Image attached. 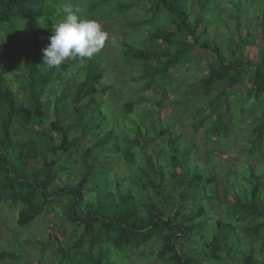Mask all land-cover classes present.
<instances>
[{"label": "trees", "instance_id": "obj_1", "mask_svg": "<svg viewBox=\"0 0 264 264\" xmlns=\"http://www.w3.org/2000/svg\"><path fill=\"white\" fill-rule=\"evenodd\" d=\"M54 1L0 0V33L7 32V28L15 33L19 26L26 27L41 22V29L32 34L33 51L28 53L35 59L41 49L35 33L45 32L43 38H48L57 17L64 15L61 9L57 13L50 6ZM139 1L149 5L144 11L147 15L132 25L124 20L122 29L146 27L158 15H164L169 27L174 28V31L168 27L147 33L153 45L165 46L162 54L146 52L126 43L119 44L125 48V66H129L130 71L135 70L138 73L137 79L143 82L140 92L156 87L157 79L162 81L171 69L188 61L191 51L197 48L212 54V61L205 66L207 76L198 82L199 88L206 94L215 93L228 99L245 75L238 51L228 46L230 58L227 60L217 45L208 40L200 42L202 35H198L196 30L200 20L193 24L189 21L188 4L191 0ZM193 1L199 11L205 10L212 2ZM111 2L116 0H98L88 6L87 11L92 13L96 8H103ZM115 10L118 14H124L128 7L116 5ZM258 27L264 38V23ZM182 32L186 33L185 38L190 39L191 44L178 40V35ZM244 45L245 41L241 39V46ZM8 46L9 43L0 39V61L3 47ZM111 46L107 44L106 48ZM98 57L100 55L97 51L92 59L76 57L71 59L70 64L63 62L57 67L49 68L44 65L37 66L33 61L26 62L21 55L20 60L27 69L26 81L20 85V91L25 93V105L18 101L6 79L0 75V203L8 202L13 207L20 206L16 225L22 228L41 215L52 213L53 197L57 196L65 200L62 215L70 222L76 236L64 246L53 244V264H114L111 259L117 253H137L141 249L147 251L151 243H159L155 251L159 264H263L254 250L258 243L264 247V207H260L258 203L262 176H256L251 167H248L247 176L242 178L244 185L238 186L236 192L226 195L224 200L219 198L220 201H217L224 207L227 221L212 220L211 235L203 243L202 250L207 261L201 262L191 254H183L176 249V239L188 243L197 227L196 219L203 215L204 210L198 205L197 193L203 176L196 169L190 173L186 171L188 158L183 160L185 162L177 163L178 149L174 144L180 136L176 139L169 137L166 142L172 153V167L168 174L163 173V167L158 164L157 158L152 162L142 145L149 137L156 141L168 133L171 136L169 129H156L154 125L150 129L147 125L139 126V129L136 126L133 133L129 129L130 137L127 138L123 134L119 136L120 132L127 133L125 127L120 128L119 125L116 128L115 124H109V131L102 136V126L86 122L89 112L97 110L103 114V122L109 123L100 100L106 90L100 91V103L96 97V85L102 79ZM7 58L9 56L6 55L5 59ZM251 61H246L248 68L252 66ZM84 63L85 65L80 66ZM79 71L83 72L82 76L74 80ZM249 79L252 88L248 98L260 102L264 99V63L250 72ZM111 89L108 86V90ZM138 92L139 90L134 91L133 95L136 97ZM50 93L53 94L51 99ZM162 95L164 99L165 95ZM162 99L153 103L142 98H137V101L141 100L151 108L156 107L154 111L158 114L161 111L158 106L162 110L166 108ZM67 104L71 106L70 111ZM187 104L188 101L183 102L184 106ZM133 105L131 100L124 104L123 110L127 115ZM50 109L54 121L45 124L43 120ZM160 118L159 123L162 121V117ZM259 118L264 121V112ZM125 119L128 118H123L122 126L134 124ZM203 121L197 120L194 130L200 129ZM146 127L151 130L152 136H149ZM75 129L81 131V138H70L69 133ZM228 129L221 120H214L205 135L215 140L226 138ZM252 133L255 141L260 142L264 133V122L259 121ZM81 139L86 140L89 146L80 148ZM137 150L141 152L138 156H142L143 165L130 177L129 183L138 192L134 196L130 192L115 195L109 186V175L116 170V163L122 158L132 164ZM159 155L156 154L157 157ZM183 155H187V152ZM61 157L63 161L59 160ZM109 159L112 160L108 162ZM100 160L104 161L101 166L96 164ZM35 161H40L39 169L31 166L30 163ZM59 176L63 178V182L57 186ZM165 180L176 187L175 195L173 189L171 192L160 189L165 186ZM117 183L115 180V185ZM142 193L148 198L147 203L138 201ZM190 201L197 204L194 213L186 209ZM167 211L170 215L166 214ZM230 219L241 225L234 226ZM233 233L238 236L239 243L234 247L228 245ZM16 258L17 256L10 253H0V261H14ZM122 260L126 263L128 259Z\"/></svg>", "mask_w": 264, "mask_h": 264}, {"label": "rangeland", "instance_id": "obj_2", "mask_svg": "<svg viewBox=\"0 0 264 264\" xmlns=\"http://www.w3.org/2000/svg\"><path fill=\"white\" fill-rule=\"evenodd\" d=\"M97 1L55 0L54 3L50 4L56 11L59 9L63 11L66 5L79 7L84 18L98 21L108 34V39L103 47L98 50L100 57L97 61H99L102 79L96 85L98 92L96 97L97 102L100 103L99 99L102 96L100 91L106 90L100 100H102L103 110H105V116L109 123L103 122V114L98 113L97 110L89 112L86 122L102 126V136L109 131V124H115L116 128H119V125L120 128L125 127L127 133L120 132L119 136L121 137L123 134V137L127 138L130 137L129 129L133 133L136 126L147 125L150 129V126L154 125L156 129H169L171 136L168 133L165 137H161L156 141L149 137L147 142L142 145L146 148V153L153 163L156 158L158 159L157 162L163 167L164 174H168L167 172H170L172 167L170 162L172 153L167 148V139L169 137L170 139H176L180 136L174 144V147L178 149L177 163L185 162L183 160L188 158L186 171L190 173L196 169L203 176L197 193L199 195L198 205L204 211L203 215L195 221L197 227L191 240L188 243H182L177 238L175 244L180 253L191 254L199 261L205 262L207 260L202 251L203 243L210 238L212 220L227 221L224 207L218 204L217 201H220L219 198L224 200L226 195L235 193L238 186L244 185L242 178L247 176L248 167L253 169L256 176H262V187L258 203L260 207H264V133L260 142L255 141V135L252 133L259 121L264 122L259 118L261 113L264 112V99L255 102L248 98V93L252 88L249 79L250 72L256 70L257 67H261L264 63V38L258 27L264 23L262 20L264 18V0H212L211 4L203 11L197 9L193 0L188 4L189 21L192 24L196 20L201 22L196 28L197 34L202 35L200 42L208 40L214 43L222 50L223 56L227 60L230 58L227 47L231 46L232 49L238 51V55L242 58V69L245 70V75L228 99L219 97L215 93L206 94L199 88L198 82L207 76L205 66L212 61V54L197 48L191 51L188 61L186 60L182 65L171 69L162 81L157 79L156 87L140 92L143 82L137 79L138 73L135 70L130 71L129 66H125L123 56L125 48L119 44L126 43L133 48H142L146 52L155 51L162 54L164 51L162 48H165V46L153 45L148 39L147 33L167 29L169 27L168 21L165 20L164 15H158L146 27L122 29L121 26L124 20H127L130 25L142 20L147 15L144 14V11L149 5L139 0H116V2H111L103 8H96L92 13H88V6L97 3ZM116 5H125L128 10L124 14H118L115 10ZM60 11H57V13ZM149 15L151 16V14ZM59 16L55 21V25L64 18V15ZM110 19L113 21H105ZM41 27V22H39L26 27L19 26L15 33L9 31L8 28L6 29L7 32L0 33V39L9 43L8 47H3L0 75L6 79L18 101L24 105L26 103L25 93L20 91V85L26 81L27 69L20 60V56H24L26 62L33 61L37 66L43 65L42 49L50 43L49 37L53 32L48 38H43L46 33L37 31L35 34L38 35L40 53L35 59L28 55L33 51L32 34ZM168 29L174 31L171 26ZM185 37L186 33L182 32L178 35V40L191 44V40ZM241 39L245 41L244 46H241ZM107 44L112 46L106 48ZM6 55L9 58L5 59ZM71 59H66L64 63L70 64ZM89 59H92V56ZM246 61L252 62L250 68L246 66ZM83 65L85 63L80 66ZM82 73L79 71L78 77L74 80H78ZM108 86L112 88L111 91L108 90ZM138 90V95L135 97L133 92ZM162 94L165 95L164 99H162ZM52 95V93L49 94L50 99ZM137 98H142L151 103L160 102L162 99L166 108L162 110L158 106L161 111L157 114V111H154L156 107L151 108L146 103H142L141 100L137 101ZM130 100L134 105L127 115L123 110V106ZM186 101H188V104L184 106L183 102ZM160 105L162 106V104ZM67 109L71 110L70 104H67ZM125 117L128 118L125 121L129 120L134 124L132 126H122V120ZM160 117H162L161 123L158 122ZM197 120L204 121L200 129L194 130L196 129L194 125H196ZM214 120H221L229 127V134L226 138L221 137L215 140V138L206 137V131ZM43 121L45 124L54 121L51 109ZM148 128L146 127L148 134L152 136L151 130ZM69 134L70 138H81V131L78 129L71 131ZM87 146L89 144L86 140L81 139L79 141L80 148ZM137 151L132 164H128L122 158L119 163H116V170L109 175V186L115 195L130 192L134 196L138 192L135 186L129 183L130 177L135 175L138 168L143 165L142 156H138L141 152L140 150ZM185 152H187V155H183ZM156 154L160 155L157 157ZM112 159L107 161L109 162ZM59 160L63 161V157ZM103 162V160H100L96 164L101 166ZM30 164L35 169L40 167V161L31 162ZM72 168L76 169V167ZM74 175L72 178H74ZM164 179H166V176ZM115 180L118 182L117 185H115ZM62 182L63 178L59 176L56 185L60 186ZM164 183L165 186L160 187V189H166L168 192L173 189L175 195L174 189L176 190V187L172 183L169 184L170 182L167 180ZM138 201L147 203L148 198L142 193ZM53 202L54 211L52 213L43 214L22 228L16 225L20 206L13 207L8 202L0 203V253L6 252L17 256L14 261H0V264L54 263L53 244L64 246L66 243L71 242L76 234L72 231L70 222L62 215L65 200L62 197L54 196ZM196 205L195 202L190 201L186 209L194 213ZM166 214L170 215L168 211ZM230 222L234 226L241 225L235 223L234 219H230ZM176 236L177 234L175 238ZM158 244L151 243L147 251L141 249L137 253L122 251V254L119 252L120 254L117 253L115 258L111 259L112 263L159 264L155 258ZM228 245L233 247L239 245L236 233L231 234ZM254 250L255 255L260 257L264 264V247L258 243ZM122 259L128 260L123 263Z\"/></svg>", "mask_w": 264, "mask_h": 264}, {"label": "clouds", "instance_id": "obj_3", "mask_svg": "<svg viewBox=\"0 0 264 264\" xmlns=\"http://www.w3.org/2000/svg\"><path fill=\"white\" fill-rule=\"evenodd\" d=\"M64 18L52 28L50 43L42 49L43 65L52 68L68 58L91 57L108 39L102 25L84 18L79 7L66 5Z\"/></svg>", "mask_w": 264, "mask_h": 264}]
</instances>
